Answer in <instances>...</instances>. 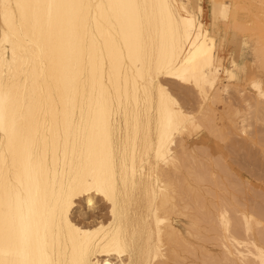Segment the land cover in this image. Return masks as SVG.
Returning <instances> with one entry per match:
<instances>
[{
    "label": "bare ground",
    "instance_id": "1",
    "mask_svg": "<svg viewBox=\"0 0 264 264\" xmlns=\"http://www.w3.org/2000/svg\"><path fill=\"white\" fill-rule=\"evenodd\" d=\"M230 1L195 0L200 8L193 27L190 11L187 18L183 13L192 0H165L175 6L179 25L153 22L145 29L139 54L132 26L116 10L103 7L119 0H83L100 7L76 25L71 13L58 19L55 10L50 25L46 10L39 24H21L28 10L14 7L6 21L0 8V86H10L21 107L27 100L34 113L44 114L39 157L24 136L0 131V205L7 199L8 182L23 193L38 184L44 201L39 243L60 264H72L81 250L89 264H196V259L201 264H261L264 208L242 199V185L231 181L223 164L212 162L209 150L198 152L203 131L220 139L235 134L248 140L252 127L264 124V79L252 73L246 58L253 52L264 68V0ZM192 76L199 78L200 88L195 81L186 82ZM121 80L125 109L138 112L142 120L132 122L129 143V121L123 118L121 124L117 107L106 145L96 105L84 102V84L90 101L110 88L119 100ZM234 88L247 110L230 108L235 117L227 119L232 112L227 97ZM219 104L227 106V132ZM165 110L172 111L178 128L166 129L161 121ZM66 111L75 121L70 135ZM17 126L27 127L29 120H18ZM113 142L115 162L108 176L83 166V144L99 158L112 152ZM37 159L43 160L42 173L34 167ZM98 199L107 204V217L89 223L74 217L79 202L93 210Z\"/></svg>",
    "mask_w": 264,
    "mask_h": 264
},
{
    "label": "snow or ice",
    "instance_id": "2",
    "mask_svg": "<svg viewBox=\"0 0 264 264\" xmlns=\"http://www.w3.org/2000/svg\"><path fill=\"white\" fill-rule=\"evenodd\" d=\"M28 10L20 17V22H41V12L47 11L49 25L52 20V12L55 10L57 18L60 19L64 13H71L70 22L73 25L83 23L86 16L94 8L100 7L90 3H85L83 0H60V2H36L31 4L17 3L11 5L4 0L0 3V8L4 10L5 20H8L10 8ZM105 8L116 10L122 15V18L127 21L133 28L137 46L136 52L139 54L142 51V37L145 29L150 28L152 23L157 25L164 23L172 26L173 21L176 22V27L179 25L180 18L175 14V6L166 3L165 0H119V2L104 5ZM198 5L195 0L190 4H185L183 13L187 18L189 11L191 19L188 21L191 26H195L198 18ZM13 21L15 22V13L13 12ZM221 15H225L221 13ZM163 71V69H161ZM121 76L123 69H120ZM187 83L195 81L197 88H200L198 77L192 76L185 78ZM203 91V89H202ZM84 102L95 104L97 108V119L100 126L101 135L104 137L105 144L111 140L110 124L111 115L116 112L117 107L120 109L122 117L121 124L124 119L129 121V143L131 141V124L135 121L137 124L142 120V116L132 110L130 107L125 109L123 81L121 80V90L119 100L111 88L108 92L101 94L99 100L95 97L90 101L88 96V86L84 84ZM131 98L129 97V105ZM27 108V113H25ZM70 111L65 113V132L69 135L75 125L74 118L69 120ZM44 114L39 115L33 112L32 107L25 100L23 107L20 106L18 98L14 99L10 86H0V131L5 132L10 136L22 135L27 140L29 147L34 156L39 157V140L40 127L39 120ZM29 120V126L21 128L17 126L18 120ZM161 121L165 124L166 129L171 130L174 126L179 127V123L174 124V115L171 110H165L161 114ZM59 130V125H57ZM47 135V133H45ZM64 132L60 133V140L64 139ZM87 159L83 166L93 171H100L104 176H108L115 162L116 146L113 142L112 152H106L102 157L96 158L93 156L92 148L88 144H83ZM32 157H30L31 162ZM39 172H43L44 163L42 159H37L34 165ZM5 194L7 199L0 205V264H60L54 255H49L47 245L39 243V233L43 226L41 216V208L43 206V198L41 190L37 184L35 189L29 188L27 193L18 191L12 182L5 185ZM92 201L89 200V204ZM261 264H264V249H260ZM72 264H89L85 259L83 251L74 255Z\"/></svg>",
    "mask_w": 264,
    "mask_h": 264
},
{
    "label": "rangeland",
    "instance_id": "3",
    "mask_svg": "<svg viewBox=\"0 0 264 264\" xmlns=\"http://www.w3.org/2000/svg\"><path fill=\"white\" fill-rule=\"evenodd\" d=\"M226 1V3H229L230 4V0H225ZM232 48V47H231ZM246 58H247V62H248V65H249V67L251 68L250 70L252 71V73L253 74H258L260 77H262L263 79H264V68H262L261 67V64H260V62L258 61V59L256 58V56H255V54L253 53V52H248L247 53V55H246ZM258 68V69H257ZM252 75V74H251ZM250 75V76H251ZM246 87H247V90L248 91H245V93H244V95L245 96H247L248 95V93L249 94H251V92H250V89H249V87H248V85H246ZM238 91L236 90V88H234V90H232L231 89V95L230 96H228L227 97V99H228V102H230L231 103V105L228 107L229 109H227V111H232V110H230V108L231 109H235V110H237V109H241V111L242 112H245V109L247 110V107L245 108V104H243V102H242V100H243V96H238ZM195 98V100H193V102L190 104V105H192L193 104V106H196V104H195V101H197V97H196V95L194 96ZM242 100H241V99ZM239 100V101H238ZM232 101V102H231ZM242 102V103H241ZM240 103V104H239ZM195 104V105H194ZM241 106V107H239V105ZM221 105H223V104H219L218 105V114H220V115H229V117H227V119H231V118H233V117H235V116H232V115H234V111H232L231 113L230 112H228L229 114H227V112L224 110V109H226L227 108V106L224 108V106H221ZM231 106H233V107H231ZM242 106H244V108L245 109H243V107ZM223 111H225V112H223ZM222 112H223V114H222ZM234 112V113H233ZM219 115V116H220ZM224 116V118H222L221 119V121H220V123H221V125H222V128H224L225 129V131H226V129H227V122L229 121V120H226V117ZM221 118V117H220ZM225 121H226V123H225ZM259 125V126H258ZM260 125H261V123L260 124H257L256 126L257 127H260ZM264 124H262L261 125V129L260 128H257V129H259V132H260V130H262V127H263V129H264V126H263ZM256 126H254V127H252L253 129H252V132L254 133H252L253 135H255L256 133H257V135H258V138H259V135H264L263 133H264V131L263 132H255V130L256 131H258L257 129H256ZM255 129V130H254ZM254 130V131H253ZM228 131V130H227ZM226 131V132H227ZM208 131H203L202 132V134L200 133V135H199V141H200V143L198 144V146H200L201 148V151H198V152H202V150L204 149V151L206 152L207 150H209L208 151V153H210V155L208 154V156L210 157V159H212L213 161L212 162H217V163H219L221 166H222V164H223V168L224 169H228V173L230 174L231 173V175H230V178L232 179L231 181L232 182H235V183H239L240 185H242V194L241 193H239V195L242 197V199L247 203V204H250V203H248V201L249 202H251L252 201V203L250 204V205H252V204H257V205H259L261 208L263 207L264 208V199H262V198H264V137H262V136H260V138H261V140H259L258 138H254V136L251 134V137L249 136V137H247V138H249L248 140H245L246 139V136H235V134L233 135V134H231V136L233 135L234 137H235V139H234V137L232 138L231 136H230V138H222V139H220L221 137L220 136H216L215 135V137H214V134L212 135V133H210V132H208ZM259 133V134H258ZM201 136V137H200ZM238 138V139H237ZM245 138V139H244ZM254 138V139H253ZM236 140H237V142L238 143H236ZM238 140H240V141H238ZM244 141V144H245V142L246 141H248V144H247V146L246 145H244V144H241V148H239L240 150H235V149H238V147H240V145H239V142H242L243 143V141ZM221 141V142H220ZM257 141V142H256ZM259 141V142H258ZM201 143H203L202 144V146H201ZM230 144H231V147H230ZM258 144V145H257ZM262 144V145H261ZM250 146V147H249ZM202 147H203V149H202ZM210 147V148H209ZM229 147H230V149L231 150H229ZM199 147H197L196 146V149L197 150H200V149H198ZM206 148V149H205ZM235 148V149H234ZM252 150L251 152H255V155L252 153V156H251V152H249L250 151V149ZM253 148H255L254 150H253ZM249 149V150H248ZM212 152V154H211V152ZM237 151V152H236ZM245 153H244V152ZM232 152V153H231ZM235 152V153H234ZM248 152H249V154H250V156L248 155ZM199 153V154H200ZM203 153V152H202ZM201 153V154H202ZM207 153V152H206ZM205 153V154H206ZM234 153V154H233ZM237 153V154H236ZM205 154H202V155H205ZM233 154V155H232ZM242 154V155H241ZM212 155V156H211ZM215 155V156H214ZM253 155H254V157H253ZM259 155V156H258ZM212 157V158H211ZM216 157V158H215ZM228 157V158H227ZM262 157H263V159H262ZM214 158V159H213ZM261 158V159H260ZM255 159V160H254ZM257 159V160H256ZM216 160V161H215ZM221 160V161H220ZM263 160V161H262ZM255 163H254V162ZM240 162V163H239ZM257 163H258V165H257ZM224 164H225V167H224ZM253 165V166H252ZM256 165V166H255ZM262 165V166H261ZM260 166H261V168H260ZM242 168V169H241ZM255 168V169H254ZM259 169V170H257V169ZM255 172H254V171ZM261 170V171H260ZM262 170H263V172H262ZM250 171V172H249ZM246 172H248V173H246ZM223 173H225V172H223ZM257 175H256V174ZM261 174V175H260ZM220 175L221 176H223V174H222V172H220ZM260 176V177H259ZM224 177V176H223ZM223 179V178H222ZM247 179V180H246ZM258 179H259V181H258ZM263 179V180H262ZM225 180V179H224ZM235 180V181H234ZM230 180H229V182H231ZM225 182L226 183H228V179H227V181L225 180ZM246 182V183H245ZM243 183V184H242ZM249 184V185H248ZM250 186L249 188H247L248 186ZM250 189V190H249ZM252 189V190H251ZM244 190V191H243ZM255 190H258V191H256V192H258L257 194L258 195H256V192H255ZM250 191V192H249ZM254 191V192H253ZM247 192V193H246ZM251 192L253 193V194H251ZM249 195V196H248ZM246 196H248V197H246ZM244 197H245V199H244ZM254 198V199H253ZM248 200V201H247ZM251 200V201H250ZM255 201V203H254V201ZM263 201V202H262ZM262 205V206H261ZM88 206V204H86V202L85 201H81V202H79V204H78V207L75 209V211H74V213H73V215H74V217L76 218V219H78L79 221H81V222H85V223H89V222H91V221H94L96 218H98V217H107V215H108V206H107V204L105 203V202H103V201H101V200H97V203H96V205H95V208L92 210L91 208H89V207H87ZM199 260V261H198ZM196 264H201V260L200 259H196Z\"/></svg>",
    "mask_w": 264,
    "mask_h": 264
}]
</instances>
